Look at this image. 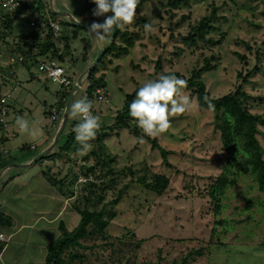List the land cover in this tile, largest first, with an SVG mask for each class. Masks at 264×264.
Returning <instances> with one entry per match:
<instances>
[{
  "label": "rangeland",
  "instance_id": "374dc122",
  "mask_svg": "<svg viewBox=\"0 0 264 264\" xmlns=\"http://www.w3.org/2000/svg\"><path fill=\"white\" fill-rule=\"evenodd\" d=\"M47 2L50 4L51 0ZM53 4L56 11L69 12L81 22L89 23L93 17L104 18L93 16L96 5L92 0H54ZM166 4V0H148L142 7H137L135 22L127 25L124 31H139L141 38L128 55H110L106 68L98 74L108 76L109 91L106 101L95 103L93 114L100 117V129L115 123L127 103V96L148 80H156L161 74L170 72L189 79L192 72L201 69L206 61L217 65L216 70L202 75L211 98L234 94L243 86L251 112L264 117V0H199L192 2L190 7L175 11L174 18L167 13ZM212 7L218 9L216 26L219 30L209 37L221 43L216 46L202 43L199 48L184 44L181 38L187 36L203 17L209 16ZM6 14L3 12V17ZM27 17L26 22L17 21L9 38L0 42V89L4 96H8L13 108L6 119V140L0 145L4 168L24 165L19 162L30 160V157H33L32 161L49 142L53 144L60 128L59 121L50 132L46 127L50 128V120L45 111L54 103L60 89L47 80L30 60L34 50H28L20 38L32 30L28 23L31 17ZM140 17L148 19L155 31L146 32L143 24H138ZM183 17L187 18L183 20ZM59 18L62 25L68 22L66 17ZM181 21L183 24L178 28L176 25ZM87 30L82 28L76 32L77 39L71 40L69 52L64 50V42L59 46L64 54L61 64L73 81L82 77L99 51L108 44L96 42ZM73 34L71 30L68 32L70 37ZM117 43L121 44V40ZM85 46L88 48L87 61L83 60ZM159 60L161 68L157 66ZM257 65L262 67L261 71L249 76ZM85 80L74 100L85 95ZM184 93L196 104L189 112L172 117V127L166 133L150 137L141 129V134L136 136L125 130L114 133L102 144L92 143L93 149L86 155L59 152L67 142L69 132L74 129L73 121L80 122L79 118L74 119L70 115L64 133L52 150V153H59L58 156H48L47 160H41L42 163L26 167L30 170L18 167L10 171L11 177L25 171L43 172L48 182L54 177L56 180L73 178L74 173L85 178L82 168L94 166L96 158L115 159L111 168L116 182L110 191L90 192L77 185L74 194H68L64 184L54 189L65 193L60 202L54 204V209H62L59 221L65 223L68 232H73L81 221L75 206L90 211L104 209L103 218L110 220L104 231L98 232L90 226V233L80 241L81 246H72L65 252L64 264H264V192L259 190L248 164L250 154L240 138L227 151L217 127L220 114L200 108L191 91ZM3 95L0 92V98ZM18 116L28 120L30 125L39 120L44 137L37 140L20 130L15 123ZM259 130L258 139L264 150V125H260ZM2 133L0 129V136ZM146 136L157 141V149ZM22 142L27 146L36 144L38 150L21 151ZM38 152L41 153L37 155ZM162 152H166V160ZM230 155L234 157L231 164L228 161ZM99 172L101 169L97 168L95 174ZM224 172L229 184L215 197L210 196L209 191L214 190ZM144 176L150 183L155 176H165L169 178L170 186L164 194L158 195L138 183ZM88 179L98 184L102 181L96 180L95 176ZM3 185L1 181L0 188ZM120 191L123 194L118 204L111 205ZM32 206L46 208L49 203L37 197ZM48 214V218H53L57 213L50 211ZM23 218V214L16 217L17 230ZM39 223L38 229L45 235L43 240L52 232L56 234L54 241L62 237L59 223L53 225L54 230L43 221ZM34 231H31L33 235L36 234ZM28 233L27 230L18 233V237L29 240L32 234ZM19 252L22 256L27 255L23 250ZM39 256L40 253L34 254L35 259Z\"/></svg>",
  "mask_w": 264,
  "mask_h": 264
},
{
  "label": "trees",
  "instance_id": "16d2710c",
  "mask_svg": "<svg viewBox=\"0 0 264 264\" xmlns=\"http://www.w3.org/2000/svg\"><path fill=\"white\" fill-rule=\"evenodd\" d=\"M145 1L148 0H140V3L138 7H142L145 3ZM192 2L197 3L199 0H166L165 7L168 8L167 13L171 14V18H174L175 11L184 8V7H190ZM217 8L212 7L211 14L209 16L203 17L200 22L194 27L191 28L190 32L187 36H184L181 38V41L189 45L193 48H199L200 44H208V46H216L221 41H215L214 39H211L209 36L211 34L216 33L219 28L216 26V23L219 20V17L217 15ZM23 11H17L15 14H6L5 17H3V10L0 9V42L6 41L7 38L11 35V33L14 30V27L17 26V21L20 22H26L28 21L27 14ZM106 15H111V13H108ZM52 17L54 19H57L60 23V18L53 15ZM187 17H183V20H185ZM104 18H92L91 22H104ZM29 24L31 22H28ZM148 23V19L144 17H140L138 19V24ZM183 22L177 23V27L180 28L182 26ZM61 25V34L59 37L55 38L53 31L50 30H43L40 27H31L32 30L29 34H23L21 35L22 41H24V45L26 47H29L28 50L33 51L34 53L32 55V58L30 59L35 65H39L41 60H44L45 58L54 59L58 63L64 62V54L60 52L59 46L61 43L64 44V50L70 51V42L71 40L77 39L78 30H81L82 28L73 26L69 22H64V24ZM116 29V35L115 39L110 47V49L105 53L101 60L99 61L96 68L93 70V72L89 75V77L86 78L87 87L85 91V95L83 97H87L89 101L93 103L92 112H95V105L100 104V101H98V97L103 96V101H106L105 98H109V91L107 87L108 83V76L105 73H102L101 75H98L101 73V70L106 68V62L109 59L110 55L120 56V55H128L130 53V49L133 48L136 44V42L141 38L142 33L139 31H136L134 33H130L129 31L121 30L120 28ZM72 31L74 32L73 36H69L68 32ZM44 31V32H41ZM173 31V29H172ZM44 35V37H42ZM174 34H172V37ZM41 37L43 39H41ZM121 40V44H118V40ZM24 46V47H25ZM88 48L85 46V55L83 57V60H88ZM19 50V48H18ZM177 55V53L175 54ZM178 56V55H177ZM244 58V57H243ZM258 63L260 62V57L258 56ZM62 65V64H61ZM160 60L157 64L158 68H161L160 66ZM217 65H212L210 61H206L204 66L201 69H196L192 72V76L189 79H186L188 82L187 88L183 91H191L192 94L196 97L197 103L200 108L204 110H210L208 107L207 101H210L215 107V112L218 113V121L220 123H217V127L221 132V140L224 148L227 151H230L232 147L234 146L237 139H241L244 149L250 154V158L248 160V164L251 166V171L255 175V180L258 183L259 190L261 192H264V150L262 148V145L258 139V135L260 134L259 126L264 125V117H261V115L253 114L251 112V109L247 105V98L248 95L244 91V87H240L236 93L228 94L219 98H211L210 94L207 91V87L202 81V75L205 72H210L213 70H216ZM39 69V66H38ZM262 67L257 65L254 71L250 73L249 76H251L252 73L261 71ZM117 71V69H115ZM40 72V71H39ZM41 73V72H40ZM174 74L178 78L185 79L183 76H181L179 73H165L164 75H170ZM34 77L33 74H31V77ZM241 77V75H239ZM32 77V78H33ZM48 80V79H47ZM73 80V79H72ZM246 80V79H245ZM77 81V80H76ZM75 82V81H73ZM83 85V83H82ZM74 87V84L71 88H59L56 99L52 105L47 107V110L45 111V114L49 117V120L51 122V118L53 116V110H55L57 113L61 112L63 113L67 102L70 96V93ZM98 90H101L103 93L98 94ZM139 90V88L131 95L127 96V103L124 105L122 110L119 112L115 123L110 126L103 129H99L96 135V138L91 141V143H96V145L102 144L107 138H109L114 133L119 134L120 131L129 130L134 135L139 136L141 134V128L138 127L137 122L129 115V106L131 102L135 99L136 92ZM1 95L2 90L0 89ZM3 98L7 99L8 105L11 107V104L8 101V96H2L0 98V103ZM57 101V102H56ZM96 103V104H95ZM102 104V103H101ZM2 106V105H1ZM0 106V129H2L3 133L2 136H0V145H2L3 141L6 140V132H5V124L1 122V114L2 109ZM13 110V108H12ZM13 112V111H12ZM22 111L19 112L20 115H22ZM11 112L8 113V116ZM62 116V115H61ZM70 117V115H69ZM69 119V118H68ZM60 120V119H59ZM78 121H73V126L75 127ZM48 128V126H46ZM65 131V130H64ZM63 131V133H64ZM62 133V134H63ZM68 134V133H67ZM148 137V136H146ZM148 140L150 138L148 137ZM151 141V140H150ZM153 143V147L157 149L158 144L156 140L151 141ZM65 146L60 147L59 152L67 151L78 153V150L80 149V144L75 140V133L72 131L68 134V140L65 142ZM30 150V146H23L21 148V151H27ZM65 152V153H67ZM96 152V151H95ZM95 152L93 154L95 155ZM97 154V153H96ZM164 159L166 160V152H162ZM59 153H52L49 155V157H56ZM67 156V154H64ZM2 156L0 154V171L4 168V164L2 162ZM48 159V156L45 158V160ZM87 160L88 158H84ZM234 159L233 156H229L228 161L231 164L232 160ZM44 161V160H43ZM43 161H40L39 163H42ZM96 164L94 166H89L87 168H82V173L84 171V182H79L80 174L74 173L75 177L73 178H67L64 177L62 180H56V179H48L49 182L53 186L63 185L67 189V193H73L75 191V187L77 185L81 186V190H88V191H98L102 190V192L110 191L113 188V185L116 182L115 172L111 168V164L115 162V159L112 158H103L99 157L96 158ZM7 166V165H6ZM97 168L101 169V172L99 174H95V171ZM226 172V171H225ZM225 172L220 175L218 178L214 190L209 191V195L212 197H215V195L219 192H221L227 184H229V180L225 175ZM78 174V175H77ZM46 175V174H45ZM95 176L96 180H102L101 183H97L94 180L88 179V177ZM108 180V181H107ZM138 183L145 187L147 190L152 191L153 193H156L158 195H162L165 193V191L170 186V180L169 178L165 176H155L154 180L150 183L147 182V178L144 176L138 180ZM235 183V182H232ZM61 188V187H60ZM69 191V192H68ZM66 192V190H65ZM93 194V193H91ZM123 194V191H120L118 194V198H116L114 201H112L111 205H116L119 202V199L121 198ZM65 195V193H63ZM66 197V196H65ZM87 200V199H86ZM74 204V203H73ZM76 203L74 204V206ZM75 211L81 216V221L79 223V226L73 231L68 232L67 228L65 226V223L62 221L60 223V230L62 229V237L57 239L56 241L52 242L47 247V256L45 259V264H64V254L67 250H69L72 246H81L80 241L85 239L87 235L90 233L89 228L90 226H93L95 230L98 232L104 231L109 226L110 220H105L103 218L104 215V209L101 211H90L89 209H81L78 206H75ZM114 216L113 214H110V217L112 218ZM14 227V219L11 217L5 215L3 212H0V230H3V232H0L4 235V241L0 242V249H4L7 242V235L4 232V229H11Z\"/></svg>",
  "mask_w": 264,
  "mask_h": 264
},
{
  "label": "clouds",
  "instance_id": "9594fccd",
  "mask_svg": "<svg viewBox=\"0 0 264 264\" xmlns=\"http://www.w3.org/2000/svg\"><path fill=\"white\" fill-rule=\"evenodd\" d=\"M92 2L96 5L93 9V16L105 17V19L103 23L92 22L87 31L93 36L96 42L103 44L105 42L111 43L110 37L115 28L124 30L127 25L135 22L140 0H92ZM48 6L51 10V5L48 4ZM108 13H111V15H106ZM144 29L146 32L155 31L151 23H145ZM187 85L188 82L186 79L178 78L174 74H161L156 80H148L136 92L135 99L129 106V115L137 122L138 127L150 137H157L166 133L172 127V117L189 112L196 104V101L190 99L183 91L187 88ZM206 102L208 103L209 109L214 110L215 106L210 101H207V98ZM92 108L93 103L87 97H83L74 100L69 110V115L72 118H79L80 120L73 129L75 140L81 146L78 150L79 155H86L93 149L91 141L96 138L97 132L101 127L100 117L93 114ZM62 117L58 120L60 126L62 125ZM15 123L20 130L26 131L37 140L44 137L39 120L33 121L30 125L28 120L18 116L15 119ZM56 123L52 127L50 126L51 124L49 125L50 128H47L48 132L55 129ZM141 142L143 141L141 140ZM29 146L32 151L38 150L36 144ZM51 154L52 152L49 155ZM32 158L30 157L29 163L24 165L31 164L34 160L31 161ZM4 169L0 172H3ZM84 181L83 178L80 179V182Z\"/></svg>",
  "mask_w": 264,
  "mask_h": 264
},
{
  "label": "crops",
  "instance_id": "0c3cea01",
  "mask_svg": "<svg viewBox=\"0 0 264 264\" xmlns=\"http://www.w3.org/2000/svg\"><path fill=\"white\" fill-rule=\"evenodd\" d=\"M53 3L54 0H51V3L48 4L53 5L54 7ZM54 9L57 10L55 7ZM59 127L61 128V126ZM59 129L57 130L59 131ZM51 144L52 141L48 143L43 151L48 149ZM21 145L22 148L26 144L22 142ZM39 153L41 152H38L37 155ZM23 156L26 157L25 155ZM19 163L26 164L29 163V160L27 158L26 160L20 161ZM13 168L18 167L9 166L5 168L0 177V182L2 181V184L4 183V185L0 188V212H3L5 215L14 219V227L11 229H4V232L7 235V242L4 249H0V264H45L47 247L52 242H54L53 239L54 237H56V234L54 235V233L52 232L50 236L46 237V239L43 240L45 238V235L41 229H38V225L40 224L39 221H43L45 224H48V226L52 230H54L55 227L53 225H55L56 223L60 224L59 218L60 212L62 211V209H54V204H58L60 202L59 199H62L64 196L62 194V191H54L56 186H53L50 182L47 181L43 172L36 173L33 171H25V173H18V176L16 177H11L10 171H12ZM20 168L30 170L26 167ZM5 175L7 177H5ZM36 180L37 182L33 184L32 182ZM37 197H41V200L43 202H48L49 206H47L46 208H42L39 206L33 207L32 205L37 201ZM50 211H53L57 214H54L55 216L53 218H48V213H50ZM19 214L24 215V220L21 222L20 227L17 230L15 219ZM45 217H47L48 220ZM28 218H33L34 220L30 221L28 220ZM26 230L30 232L28 234L32 235L29 237V240L27 239L26 241H24L21 239V241L18 237V233L21 234ZM33 230H35V235L31 233V231ZM0 232H3V230H0ZM34 236H39V238L35 239ZM39 244L40 249H38ZM18 250H23L25 253H27V255L22 256L21 254H19L20 252ZM33 251L35 252L33 253ZM36 253H40L39 258L37 259L34 258V254Z\"/></svg>",
  "mask_w": 264,
  "mask_h": 264
},
{
  "label": "built area",
  "instance_id": "2783aa9c",
  "mask_svg": "<svg viewBox=\"0 0 264 264\" xmlns=\"http://www.w3.org/2000/svg\"><path fill=\"white\" fill-rule=\"evenodd\" d=\"M16 5L18 6L16 7ZM1 8L3 12L12 15L17 11L25 12L31 17V27L35 28L38 26L45 31L51 29L55 38L59 37L61 34V25L57 19L52 17L53 12L50 11L47 0H0V9ZM44 18H46V20ZM38 66L39 71L45 76V78L51 81L53 84L58 85L59 88H71L73 84L74 86L77 85L78 81L73 82L66 68L54 59L45 58L44 60H41ZM102 93L103 92L101 90H98V94ZM103 99V96L98 97V101H103ZM0 106L2 109L1 122L7 126L6 119L8 117V113L11 112V108L8 105L6 98L2 99ZM65 110L63 113H57L55 110H53V116L50 123L51 127L59 119H61L65 113ZM3 241L4 235L0 233V242Z\"/></svg>",
  "mask_w": 264,
  "mask_h": 264
},
{
  "label": "water",
  "instance_id": "95a60500",
  "mask_svg": "<svg viewBox=\"0 0 264 264\" xmlns=\"http://www.w3.org/2000/svg\"><path fill=\"white\" fill-rule=\"evenodd\" d=\"M51 10L52 12L57 15V16H61V17H66L69 21L70 24H72L75 27H79V28H86L88 29L89 26L91 25L92 22H81L78 21L76 18H74L69 12H59L56 11L53 7V5H51ZM97 23H103V22H97ZM115 35H116V29H114V32L112 34V36L110 37L111 43H108L106 45V47H104L103 49H101L99 51V53L97 54L95 61L90 65L89 69L82 75V77L78 80L77 85H75L70 93L68 102H67V106H66V110L65 113L63 115V119H62V125L61 128L59 129L57 136L55 138V141L53 143V145L47 149L46 151L42 152L41 154H39L37 157L34 158V160L32 161L31 164L29 165H15L16 167H24V166H31V165H35L37 164L39 161L44 160L53 150V148L58 144L59 139L62 135V132L67 124L68 118H69V114H70V107L71 104L74 101L75 95L76 93L80 90L82 83H83V79L89 77V75L93 72V70L96 68V66L98 65L99 61L101 60L102 56L107 53V51L110 49L114 39H115ZM2 175V172L0 173V177Z\"/></svg>",
  "mask_w": 264,
  "mask_h": 264
}]
</instances>
